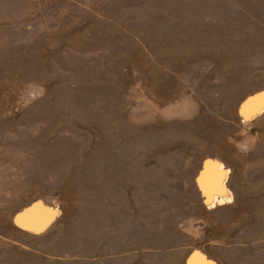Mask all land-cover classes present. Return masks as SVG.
Here are the masks:
<instances>
[{
  "label": "rangeland",
  "instance_id": "obj_1",
  "mask_svg": "<svg viewBox=\"0 0 264 264\" xmlns=\"http://www.w3.org/2000/svg\"><path fill=\"white\" fill-rule=\"evenodd\" d=\"M263 92L264 0H0V264H264Z\"/></svg>",
  "mask_w": 264,
  "mask_h": 264
},
{
  "label": "bare ground",
  "instance_id": "obj_2",
  "mask_svg": "<svg viewBox=\"0 0 264 264\" xmlns=\"http://www.w3.org/2000/svg\"><path fill=\"white\" fill-rule=\"evenodd\" d=\"M264 93V92H263ZM258 95H261L258 97ZM252 98H250L246 103H244L240 108V115L245 119L250 116L252 111L248 110V108L252 107V105H259V103L264 102V96L260 93ZM211 168L210 164L205 165L204 172H202L201 177L199 179L200 188L203 191L208 203H210L216 196L210 195L212 192L218 191L217 187L222 185L223 181H220L217 185L215 183L216 177L213 179L214 185H211V177L212 175L207 174L208 170ZM214 187V188H213ZM42 210L41 207L34 206L30 210L26 211L24 214L19 215L15 218V222L20 225L24 229L34 230L35 227L39 224V216ZM188 264H199V258L194 257L189 260Z\"/></svg>",
  "mask_w": 264,
  "mask_h": 264
}]
</instances>
